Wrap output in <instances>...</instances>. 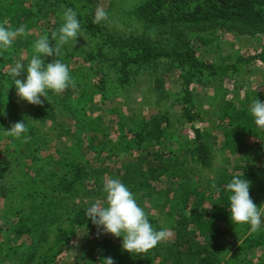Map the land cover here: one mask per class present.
<instances>
[{
    "label": "trees",
    "instance_id": "obj_1",
    "mask_svg": "<svg viewBox=\"0 0 264 264\" xmlns=\"http://www.w3.org/2000/svg\"><path fill=\"white\" fill-rule=\"evenodd\" d=\"M27 1L31 0H0V25L16 29L23 24L27 28V35L17 37L10 48L0 52H11L13 56L33 52L36 40L29 34L36 25L37 12L32 8L44 12L49 5L40 1L30 7L26 6ZM85 1L89 0L78 1L79 5L74 0L64 2L79 11L77 17L83 30L97 41L98 51L89 53L83 63L95 61L99 71L78 66L72 69L70 63H65L75 86L53 93V104L47 103L44 108L28 103L37 108L40 123L53 124L55 135L49 142L33 132L27 142L20 141L24 149H14L11 136H0V156L6 154L1 159L0 183L9 177L15 179L9 170L10 160L23 158L34 165V173L26 172L9 186L13 194L20 189L12 196L16 207L10 213L18 218L11 229L12 240L19 243L14 247V255L22 256L21 264H58L61 257L75 249L77 254L62 264H100L102 257L113 258L115 264H264L263 257L257 263H248L246 258L254 249L264 247V226L256 234L246 224H232L225 187L234 176H245L251 183L254 203L258 207L264 205V129L255 126L249 113L255 99L264 103V91L254 90L241 97L240 90L245 88L242 77L238 88L234 87V98L225 99L222 93L215 101L214 111L207 112L208 121L202 119L210 126L193 127L194 139L175 147L179 135L166 105L164 113L145 115L141 108L130 111L127 117L130 133L125 136L114 138L107 133L103 128L107 115L113 120L118 114L117 106L110 100L118 93L108 91L105 76L93 81L102 72L99 61L108 59L119 67L117 83L122 90L132 83L134 68L149 71L155 91L156 88L162 91L164 86L160 66L166 65L165 73L181 70L184 108L180 117L184 123L193 124L200 112L191 91L192 80L221 82L230 78L233 83L247 70L246 63L256 60L264 63V49L240 56L230 64H209L200 60L197 52L218 39L199 36V48H157L149 38L125 37L94 23ZM133 14L142 23L161 28L224 25L242 35L264 33V0H148L137 6ZM56 58L64 61L60 55L45 60L50 63ZM0 83L16 91L12 73L0 71ZM101 83L103 87L99 89L97 85ZM85 89L91 90L88 93L92 97L101 94L97 110L102 115H86L89 107L83 98L92 97L83 94ZM1 91L0 88V99ZM106 93L112 97L106 98ZM55 105H63L67 115L58 118L53 114ZM15 110L8 100H0V112L4 113L0 115V126L7 128L20 121L13 114ZM213 115L216 120H212ZM122 121L119 117L118 124ZM47 148L49 153H44ZM112 178L124 182L144 210H155L161 219L148 218L157 230H170V241L147 253L130 254L122 249L121 238L99 234L85 215L87 201L103 202V184ZM55 211H65L64 221L52 220L50 213ZM237 243H240L238 252L228 259Z\"/></svg>",
    "mask_w": 264,
    "mask_h": 264
},
{
    "label": "rangeland",
    "instance_id": "obj_2",
    "mask_svg": "<svg viewBox=\"0 0 264 264\" xmlns=\"http://www.w3.org/2000/svg\"><path fill=\"white\" fill-rule=\"evenodd\" d=\"M43 2L49 5L48 10L44 9V12H41L40 9L32 8L33 12L37 15L34 17L36 25L34 29H30L31 33L29 37L35 41L47 33H51L54 29L58 30L59 26L62 23L61 15L64 10L70 8L64 1L65 0H31L27 1L26 6L32 7V4L38 2ZM80 0H74L76 5H79ZM145 1L148 0H89L85 1L88 5L87 13L94 17L96 9L102 8L106 12V18L100 22L101 26L111 32L119 33L125 37L130 38H149L152 43L157 48H162L166 50H174L178 48L179 50L186 46H193L199 48V42L197 41L199 36H210L212 39H218V41L211 45H205L200 47L198 50V57L202 61H206L209 64H230L237 60L240 56L254 55L257 52H260L264 49V33L258 35H242L237 33L234 30L224 26V25H178L169 28H161L160 26H149L141 21L133 14L135 8ZM75 11V10H74ZM40 12V13H38ZM77 14L79 11H75ZM49 14V15H48ZM59 18V21L57 22ZM57 24L59 26L57 27ZM82 25V24H81ZM45 32V33H44ZM95 39L88 37L81 26V37L77 38V41L71 42L69 45L62 47L60 58H63V63H70V67L73 69L75 66L82 67L85 70H92V72L99 71L97 62L88 61L83 63V60L91 52H97L99 45L96 43ZM33 52H23L20 54L12 55L10 52H0V71L4 73H12V68L14 62L19 61L23 57V62H25ZM99 67L102 72L98 74L97 78L93 81L101 79L103 76L106 77V84L108 91L112 93L115 91L117 94L116 98H112L111 102L115 103L117 106L118 114L114 116V119L111 120L107 114V119L105 120V131L113 135L114 138L118 136H125L129 134V125L127 128V117L130 116V111L135 109H142L145 115L151 114L152 112L164 113V105L167 106L168 114L170 115L175 127H177V133L179 135L178 143L175 147H180L185 145L187 142L194 139L193 136V127L195 128H206L210 124L203 121H208L209 117L207 112L214 111V104L217 99L222 97L224 93L225 99H233L234 87L238 88L241 78L244 80V89L240 90V95L243 97L246 93L252 92L254 90L264 91V63L256 61H250L246 63V71H242L239 77H236V80L231 82L230 78L225 79L224 81L217 82H208V81H199L197 78L193 79L191 83V91L194 96V101L196 107H198L200 116L199 119L193 124L184 123L181 119L183 113L184 102L182 98L184 97V91L181 87L180 75L181 70H177L172 73H165L166 65L160 66L161 74L164 79V86L161 90L156 88L154 90V80L151 78L149 71L134 68V79L131 84L127 85L124 89L118 85L117 80L119 76V67L111 59L105 61H99ZM235 76V75H234ZM18 79H25L26 72H22ZM1 86V102H6L7 100L12 104L13 109H16L13 114H15L20 121H25L28 127L27 135L31 138L32 133L35 132L36 136H42L43 141L49 142L55 135L53 130V124L51 122L40 123L41 116L37 111V108L29 105L26 101L21 100L16 91L11 89L8 84L0 83ZM91 84V83H90ZM86 85L87 87L90 85ZM99 89H102L103 84L97 85ZM90 89H85L84 95L92 97L89 95ZM94 91V90H93ZM111 93H106V98L112 97ZM6 94V95H5ZM53 92H48L47 99L41 97L42 104L41 107L47 103L53 104ZM101 94H98L92 98L86 99L83 98L89 111L87 116L96 117L99 114H103L100 110H97L98 105L101 103ZM98 104V105H97ZM212 109V110H211ZM9 110H12V108ZM63 105H55L54 112L58 118L64 117L67 115ZM119 117L123 118L122 123L118 124ZM200 120V121H199ZM216 120L215 115L213 119ZM183 121V122H182ZM117 122V123H116ZM116 123V124H113ZM9 127L5 128L0 126V136H10L7 134L6 130L10 129ZM114 125V126H112ZM11 145L14 149L18 147L24 149L21 143H24V139L16 138L11 136ZM20 141H22L20 143ZM62 147V146H60ZM12 148V149H13ZM50 148L44 151V153H49ZM171 151V150H169ZM6 154L0 156V165L1 159H3ZM46 155V154H44ZM41 158L43 156L40 155ZM11 164L9 170L11 175L15 176V179L9 177L8 180L0 183V264H21L20 259L21 255H14L17 244L16 240L13 239V234L11 229L18 221V218L11 213L12 207H16L13 203L14 201L12 196L18 194L20 189L13 194L9 186L14 183L17 179H20L26 172L34 173V165L30 163V160L26 161L25 159L21 160H10ZM22 169V170H21ZM5 183L6 186H2ZM13 191V190H12ZM93 202L97 201H87L90 206ZM143 208V207H142ZM146 214L151 217L154 216L158 221L161 219L160 216L156 215L155 210L152 208H147L144 210ZM8 215V216H7ZM50 216L55 223L64 221L66 218L65 211H55L51 212ZM264 219V217H262ZM55 225V224H54ZM264 222H262L260 229L256 232L263 231ZM171 237V236H170ZM169 238L167 241H170ZM29 244V243H28ZM240 243H237L235 247L232 248L228 259L232 256H235L238 252V247ZM77 249H75L71 254H65L60 258L58 264H62L65 261L71 259V255L77 254ZM10 253V255H9ZM260 257L264 258V247L254 249L248 257V263H257Z\"/></svg>",
    "mask_w": 264,
    "mask_h": 264
},
{
    "label": "clouds",
    "instance_id": "obj_3",
    "mask_svg": "<svg viewBox=\"0 0 264 264\" xmlns=\"http://www.w3.org/2000/svg\"><path fill=\"white\" fill-rule=\"evenodd\" d=\"M106 12L97 8L94 23L106 18ZM62 23L51 35H44L33 44L32 58L25 64L23 57L14 62L12 77L17 96L32 105H41V97L47 99L48 92H64L69 86H75L67 64L56 58L46 62L45 58L58 57L63 46L77 41L81 37V23L77 13L67 8L61 15ZM27 35L25 25L9 29L0 25V49L10 48L17 37ZM26 72L25 79H18ZM249 113L258 129H264V103L255 99L249 106ZM0 112V115H3ZM7 134L23 138L27 142L28 127L25 121L14 123ZM216 188V185H212ZM229 193L227 210L232 224H246L250 232H257L264 222V205L257 206L250 196V181L245 176H234L226 184ZM219 191V189H217ZM103 202H93L86 209V217L95 225L100 235L111 234L122 239V249L130 254H142L157 247L169 238V229L153 227L144 209L139 206L130 188L119 178L108 179L102 188ZM100 264H115L111 257H102Z\"/></svg>",
    "mask_w": 264,
    "mask_h": 264
}]
</instances>
